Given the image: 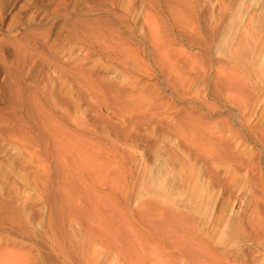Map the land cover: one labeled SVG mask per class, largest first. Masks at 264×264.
<instances>
[{"label":"rangeland","instance_id":"rangeland-1","mask_svg":"<svg viewBox=\"0 0 264 264\" xmlns=\"http://www.w3.org/2000/svg\"><path fill=\"white\" fill-rule=\"evenodd\" d=\"M0 264H264V0H0Z\"/></svg>","mask_w":264,"mask_h":264}]
</instances>
